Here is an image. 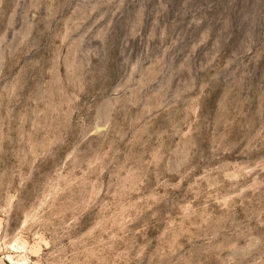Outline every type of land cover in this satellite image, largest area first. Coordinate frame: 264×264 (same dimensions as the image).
Returning a JSON list of instances; mask_svg holds the SVG:
<instances>
[{"label": "rangeland", "instance_id": "obj_1", "mask_svg": "<svg viewBox=\"0 0 264 264\" xmlns=\"http://www.w3.org/2000/svg\"><path fill=\"white\" fill-rule=\"evenodd\" d=\"M0 264H264V0H0Z\"/></svg>", "mask_w": 264, "mask_h": 264}]
</instances>
